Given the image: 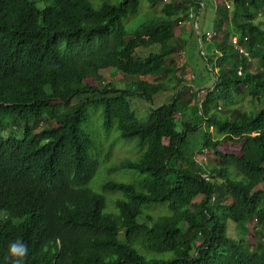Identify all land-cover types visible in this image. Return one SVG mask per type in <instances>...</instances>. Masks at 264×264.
Returning <instances> with one entry per match:
<instances>
[{"label": "trees", "instance_id": "obj_1", "mask_svg": "<svg viewBox=\"0 0 264 264\" xmlns=\"http://www.w3.org/2000/svg\"><path fill=\"white\" fill-rule=\"evenodd\" d=\"M99 1L51 0L41 10L37 0H0V264H13L18 239L28 246L23 264H264V0H213L217 37L207 42L200 30L214 56H201L210 81L194 90L174 43L193 11L208 13L202 0H147L161 12L131 36L143 0ZM111 69L132 82L101 87ZM133 99L151 106L145 122ZM98 107L105 133L140 150L121 168L141 179L103 187L122 196L116 215L89 188L101 146L82 126ZM197 126L200 155L215 158L207 165L188 151ZM230 223L255 224L256 244L232 236Z\"/></svg>", "mask_w": 264, "mask_h": 264}, {"label": "rangeland", "instance_id": "obj_2", "mask_svg": "<svg viewBox=\"0 0 264 264\" xmlns=\"http://www.w3.org/2000/svg\"><path fill=\"white\" fill-rule=\"evenodd\" d=\"M39 9H43L46 7L51 0H37ZM95 7L99 8L102 4L99 0H92ZM203 3L207 6L208 13L202 14L200 16V30L202 33L204 31L211 28V25L207 26V28H203L204 20L211 19L214 15L215 4L213 0H202ZM115 3V2H114ZM161 5L154 8L151 7L147 0L142 1V11L139 15L131 18L127 22V29L130 34L136 31L139 27H141L146 21L152 20L161 12ZM205 10V11H206ZM197 14V13H196ZM259 23H261L264 28V15L259 17ZM183 23L180 27L176 28L177 40L175 41L177 55H178V65L181 66L182 71L181 74L184 76V81L187 83V89H197L201 86H207L210 81V75L207 72V62L201 57L202 54L205 53V57L207 56L209 59H213L214 56L211 55L212 49L209 47H201L198 42L197 29L191 22ZM185 26V27H183ZM183 27V28H182ZM195 32V33H194ZM182 33V34H180ZM238 32L234 33L233 37L230 39V43L237 40ZM154 49L146 51V54H150ZM159 50V48H158ZM204 57V55H203ZM258 61H253L254 70L256 69ZM257 71V70H256ZM104 82L101 84V87L106 86L107 83H115L119 88H123L126 83H131L132 78L127 77L124 74L120 73L115 69L103 71ZM195 77L200 78L202 82L196 81ZM148 81H154L152 78H147ZM206 81H208L206 83ZM176 81H168L169 88L174 86ZM202 83V85L200 84ZM93 86L95 83L90 82ZM175 96L174 92L160 93L154 98V108L161 107L165 104H168L173 97ZM133 107L136 111L137 118L140 122H145L147 119V115L145 114L151 108L147 102H141L137 99H133ZM243 104H241L242 106ZM245 108L247 110L253 109L251 101L245 102ZM263 109L262 105H259V110ZM103 109L102 107L91 108L89 110V119L86 123L83 124L82 129L84 132L89 134L95 141L96 145L101 146L97 153L98 160L100 162V166L97 170L96 176L92 180L89 185V188L100 195H103L106 201V214H118L115 207V200L117 198H122V196L118 193H108L104 194L103 187L108 183H134L141 179V177L135 173L123 170L122 164L127 161H137L140 158V150L138 149L137 141H123L119 138V133L114 129L109 134L105 133L103 129V117H102ZM188 121L191 125L196 124L195 117L193 116L191 111H188ZM178 119H181V115L177 116ZM187 119V117L185 118ZM47 123V122H46ZM45 123V124H46ZM45 124L41 126L44 127ZM49 125H53V122H49ZM204 127V126H203ZM204 129L201 126H197L194 133H190L189 135V152L194 155L196 162L199 164L203 163V165H207L210 162H215V158L213 152L205 151L204 154L200 155L202 152V139L204 136ZM167 145V142L165 143ZM224 148L229 151L240 152L243 149L242 145L226 143L224 144ZM137 149V150H136ZM198 202H201L198 201ZM4 215L0 214V221L4 220ZM231 235L238 239L248 238L252 244H256V233H255V224L248 227H240L236 226L232 223L230 225ZM250 229V232H249ZM257 250V248H256Z\"/></svg>", "mask_w": 264, "mask_h": 264}, {"label": "clouds", "instance_id": "obj_3", "mask_svg": "<svg viewBox=\"0 0 264 264\" xmlns=\"http://www.w3.org/2000/svg\"><path fill=\"white\" fill-rule=\"evenodd\" d=\"M8 255L13 259V264H23L28 256V246L22 240H16L9 245Z\"/></svg>", "mask_w": 264, "mask_h": 264}, {"label": "built area", "instance_id": "obj_4", "mask_svg": "<svg viewBox=\"0 0 264 264\" xmlns=\"http://www.w3.org/2000/svg\"><path fill=\"white\" fill-rule=\"evenodd\" d=\"M173 1L174 0H164L165 3H171ZM191 19L193 22H195L196 20L199 21V17L197 18V14L194 11L191 14ZM198 21H197V25H196V29H197L196 32H197V36H198V42L201 45V47H203V39L201 38V35L199 33V22ZM215 37H217L216 33L207 34L206 41L211 42ZM233 44H235V46L236 45L238 46V40H235V42L233 41Z\"/></svg>", "mask_w": 264, "mask_h": 264}, {"label": "crops", "instance_id": "obj_5", "mask_svg": "<svg viewBox=\"0 0 264 264\" xmlns=\"http://www.w3.org/2000/svg\"><path fill=\"white\" fill-rule=\"evenodd\" d=\"M204 6H206L205 4H204ZM199 16H197V18H198ZM213 20H214V16H212L211 17V19H208V20H204V22H203V28H207V26H209V25H211V28L210 29H207V30H205L204 32L205 33H207V34H212L213 33V31H212V28H213ZM197 21L198 20H196L195 22H191L193 25H194V27H196V25H197ZM199 33H200V17H199ZM187 24V23H186ZM186 24H185V26H186ZM185 26H183V27H185ZM178 27H180V26H178ZM182 27V28H183ZM180 34H182V33H180ZM178 35V34H177Z\"/></svg>", "mask_w": 264, "mask_h": 264}, {"label": "bare ground", "instance_id": "obj_6", "mask_svg": "<svg viewBox=\"0 0 264 264\" xmlns=\"http://www.w3.org/2000/svg\"><path fill=\"white\" fill-rule=\"evenodd\" d=\"M81 255V254H80Z\"/></svg>", "mask_w": 264, "mask_h": 264}]
</instances>
